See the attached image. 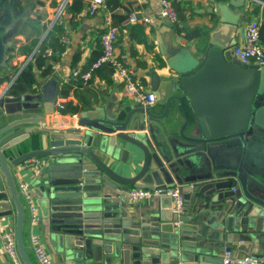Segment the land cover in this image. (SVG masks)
<instances>
[{
	"label": "water",
	"instance_id": "water-1",
	"mask_svg": "<svg viewBox=\"0 0 264 264\" xmlns=\"http://www.w3.org/2000/svg\"><path fill=\"white\" fill-rule=\"evenodd\" d=\"M230 5L221 3V24L193 49L174 33L163 38L166 65L148 71L152 104L85 109L76 127H46L57 82L51 98L36 102L10 91L19 70L0 91V219L15 211L25 264L34 263L13 168L20 173L37 157L46 162L29 194L56 245L83 264H212L227 240L264 259V65L235 56L243 9ZM163 21L175 25L169 17ZM13 34L0 35V69L11 68ZM177 111L184 119L178 127ZM169 186L184 196L171 219L154 202L139 204L170 197ZM136 187L163 190L131 206L128 194Z\"/></svg>",
	"mask_w": 264,
	"mask_h": 264
},
{
	"label": "crops",
	"instance_id": "crops-1",
	"mask_svg": "<svg viewBox=\"0 0 264 264\" xmlns=\"http://www.w3.org/2000/svg\"><path fill=\"white\" fill-rule=\"evenodd\" d=\"M39 1H42L43 4H40ZM64 1H67V4L72 0H23V4L28 2V9L31 11V15L35 17L36 13L42 14L44 16L42 21H50V26L54 20L57 9ZM89 1L90 0H83L84 7L81 12L75 13L69 9V7H65L62 15V23L65 27V34L68 36L69 41L65 44L64 50H62L63 53L54 68V73L49 77H42L39 75L38 82L34 85L35 91L30 93L27 92V94L30 95V98L36 100V102L41 100L46 101V99L52 97L54 88L57 85L56 82L58 83L59 94L56 101V107L53 109V112L46 113V121L44 123L46 127H76L78 126L77 119L82 110L103 109L113 103L134 102L128 95H126L123 81L117 77L115 71L108 65L102 66L96 70L93 79L89 82L75 83L70 79L73 69L79 66L85 68L88 67L91 58L100 53L102 47L101 35L108 26V15H124L126 10L132 9L133 12L137 14L141 13L143 17L153 19L152 23L145 24V32L148 39L147 45L152 44L154 49H150L147 45L136 42L129 36L127 30L124 31V37H117L116 41V51L127 52L129 54L132 65L134 66L137 75L141 78L144 88L149 91H152V89L150 86L148 71L160 63L163 64V66L166 65V60L161 52V44L167 33H174V36L179 43L193 49L197 38L205 33H209L221 24V17H224L220 11L221 3L224 5H230L233 2L230 5L231 10L243 9V12L239 16V19L240 21H243V24L240 25L238 31L233 35L237 44L242 42L247 24L251 20H258L260 22V44L264 47V0H243V7L237 6L242 0H171L176 10H179L181 14L180 19L184 23L183 27H178L176 23L171 27L163 21V17L165 16L161 15L162 6L160 0H120L119 6L112 10L107 7L105 1V5L96 13H91L89 11ZM53 2L55 4H53ZM174 2L178 7L175 6ZM234 2L236 5H234ZM231 10L229 11L230 14L234 15L235 13L231 12ZM21 14L22 11L18 10L17 15ZM234 16L237 17V15ZM26 40L27 38L24 34L17 35L15 37L16 47L24 44ZM11 45L12 42L10 40L8 42V48ZM78 52H80L81 55L80 60L74 67L73 59ZM11 54L14 55L11 56ZM7 58L13 73H15L13 67L16 64L21 65V68L19 69L21 70L29 60V58H26L25 55H20L16 50L10 53L7 52ZM5 69L8 70L7 68ZM5 69H0V75L4 73ZM8 83L9 82H4L0 86V91L5 89V87L9 85ZM63 92H66L67 95H62ZM59 103L64 105L63 109H59ZM75 107H77V112H70V109ZM175 114L179 120L178 127L184 119L180 112L177 111ZM29 149H31V146H28L21 151H17V155ZM21 166L22 171L20 173L18 172L17 167L13 168L18 186L21 181H27L30 183L33 175L36 173L35 166L29 161ZM153 202L155 206L159 208V211H162V214H164L167 220L172 218L173 199L171 197L157 196L153 197L148 202L139 204H142L141 206H143ZM35 204L38 207V204ZM130 204L131 206H134L132 204L138 203H132L130 201ZM6 225H13L16 227L15 211L13 215L0 219V264H14L11 257L4 252L3 248L4 240L2 235ZM32 233H36L39 236L43 246L49 253L51 257L50 264H83L82 262H79L78 259L68 257L64 254L63 250L59 248L56 245V242L51 238L48 225L41 217L36 224L33 225L31 223L30 205L26 203L23 226L24 242L33 263L41 264L31 246ZM226 245L233 247L237 256L252 255L243 247L238 246L237 242H229V240H227ZM224 247L225 246H222L220 248L215 256V261L212 262V264H222Z\"/></svg>",
	"mask_w": 264,
	"mask_h": 264
},
{
	"label": "built area",
	"instance_id": "built-area-1",
	"mask_svg": "<svg viewBox=\"0 0 264 264\" xmlns=\"http://www.w3.org/2000/svg\"><path fill=\"white\" fill-rule=\"evenodd\" d=\"M64 1L56 11L55 21L62 22L63 11L66 7ZM162 6L161 15L169 17L178 25L183 27L184 23L181 21L176 8L171 0H160ZM105 5V0H90L88 4L89 11L96 13L102 6ZM54 21V22H55ZM131 23H152L153 19L149 17L138 16L137 13H132L128 19ZM53 22V24H54ZM108 26L101 35L102 52L91 62L88 67L79 66L73 69L71 74V81L75 83H86L93 79L96 70L102 66H110L116 73L117 77L123 81L124 90L134 102H140L144 105L155 102L156 97L153 91L144 88L141 78L137 75L131 58L127 52L116 51V41L119 34V26L115 22L113 16H107ZM51 24L50 26H52ZM69 41L65 34L62 38V43L65 45ZM63 51L59 48L47 47L45 55L60 57ZM235 56L243 63H257L264 65V47L260 44V22L258 20H251L244 31V37L239 43L234 52ZM31 56L29 57V59ZM58 61L53 63V68L56 67ZM59 109H63L64 105L59 103ZM61 112V111H60ZM29 162L35 166V172H39L41 166L45 164L43 158L37 157L30 159ZM24 200L30 205L31 223L34 225L40 219V213L34 199L29 194V183L21 181L18 186ZM163 189H151L145 187H136L129 191V199L132 202L144 201L150 199L152 196L160 194ZM168 195L173 199V208L176 212H181L184 196L178 186H169L167 188ZM3 248L4 252L11 257L14 264H25L17 247L16 227L13 225H6L3 232ZM31 246L34 253L41 264H50L51 257L43 246L39 236L36 233L31 235ZM222 264H264V259L253 255L237 256L233 247L225 246L222 253Z\"/></svg>",
	"mask_w": 264,
	"mask_h": 264
},
{
	"label": "trees",
	"instance_id": "trees-1",
	"mask_svg": "<svg viewBox=\"0 0 264 264\" xmlns=\"http://www.w3.org/2000/svg\"><path fill=\"white\" fill-rule=\"evenodd\" d=\"M105 1L107 3V7L111 10L120 4V0ZM39 3L43 4L42 1H39ZM28 4V2L23 4V0H0V35L14 31L13 37L11 38L12 45L8 48V52L10 53L16 50L20 55H25L26 58L31 56L10 86V91L16 95L34 92V85L38 82L39 75L42 77H49L54 73L53 63L58 61L60 57L45 55V49L47 47L55 49L59 48L61 50H64L65 48V45L62 43V38L66 33L63 23L59 22V20L55 21L44 36L45 32L49 28L50 21L43 22L42 20L44 16L39 13H36V16L33 17L31 15V11L28 9ZM53 4L55 3L53 2ZM175 6H177L176 3ZM66 7H69V9L75 13L81 12L84 7V2L83 0H72L66 4ZM18 10L22 11L21 15H17ZM177 12L181 18L179 10ZM132 13H134L133 10L128 9L124 15L113 16L120 29L118 37H124V31L127 30L129 36L136 42L147 45L148 39L145 32L146 25L141 22H129L128 19ZM19 34H24L27 40L24 44L16 47L15 37ZM43 36L44 38L40 43ZM37 46L38 48L36 49ZM147 46L150 49H154L152 44ZM101 52L102 47L100 53L93 56L88 65H90L91 62L101 54ZM13 55L14 54H11V56ZM80 56V52L75 54L73 59L74 67L79 62ZM13 68L16 73L21 68V65L16 64ZM15 73H13L12 68L11 70L5 69L4 73L0 75V86L4 82H10ZM62 95H67V93L63 92ZM70 112L76 113L77 107L70 109Z\"/></svg>",
	"mask_w": 264,
	"mask_h": 264
}]
</instances>
